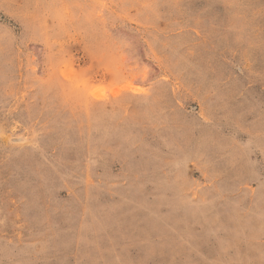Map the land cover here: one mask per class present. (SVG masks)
Instances as JSON below:
<instances>
[{
  "label": "rangeland",
  "instance_id": "rangeland-1",
  "mask_svg": "<svg viewBox=\"0 0 264 264\" xmlns=\"http://www.w3.org/2000/svg\"><path fill=\"white\" fill-rule=\"evenodd\" d=\"M0 264H264V0H0Z\"/></svg>",
  "mask_w": 264,
  "mask_h": 264
}]
</instances>
